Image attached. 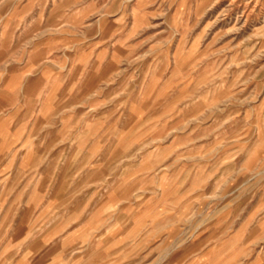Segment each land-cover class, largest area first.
I'll list each match as a JSON object with an SVG mask.
<instances>
[{
    "label": "rangeland",
    "instance_id": "obj_1",
    "mask_svg": "<svg viewBox=\"0 0 264 264\" xmlns=\"http://www.w3.org/2000/svg\"><path fill=\"white\" fill-rule=\"evenodd\" d=\"M0 131V264H264V0H0Z\"/></svg>",
    "mask_w": 264,
    "mask_h": 264
},
{
    "label": "crops",
    "instance_id": "obj_2",
    "mask_svg": "<svg viewBox=\"0 0 264 264\" xmlns=\"http://www.w3.org/2000/svg\"><path fill=\"white\" fill-rule=\"evenodd\" d=\"M24 74H28V73H24ZM38 101H39L38 107H41V108L43 107L44 108V107L51 106L50 104H47V101L45 99H39ZM16 106H18L19 108H24L25 107V105L23 103L20 104V105H16ZM30 134L31 133H26V135H23V134L20 135L17 132H9V133H6L5 132L4 133L3 131H0V147L2 146L3 140H5V137H6L7 139L10 138L12 140H15L16 142L18 141V144H14L16 148L17 147H18V149L23 148L25 146V143L24 142H19V141L20 140L21 141H26V140L30 139L31 138L30 137ZM33 136H34L33 137L34 139H37V140H40V141H42L44 139H47L46 134H44V133H37V134L35 133ZM66 137H68V136H66ZM62 138H63V136L58 137V139H62ZM63 139H68V138H63ZM72 139H73V137H72ZM26 145H27V143H26ZM30 146H31V143L27 146V148H30ZM61 150H62V148L59 147V148H56V151L53 150L52 153L54 154V153L60 152ZM0 151H4V154H0V155H4V156L6 155L5 149L3 147H2V149L0 148ZM21 151L22 152H18V150H17L16 151L17 153H15V155H21L20 156L21 157L20 158V161L18 162L19 165L21 163L23 164V157H26V156H29L30 155L29 152H28V149H27V151L25 153H24V150L23 149H21ZM1 182L2 181H0V187L3 186V182L2 183ZM8 185L9 184L6 183L5 184V187L8 186Z\"/></svg>",
    "mask_w": 264,
    "mask_h": 264
}]
</instances>
